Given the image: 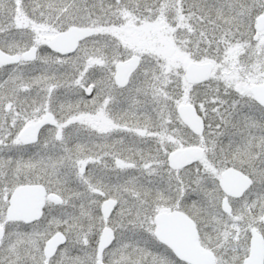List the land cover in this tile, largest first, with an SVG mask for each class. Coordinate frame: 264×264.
Returning a JSON list of instances; mask_svg holds the SVG:
<instances>
[{
  "label": "snow or ice",
  "instance_id": "obj_1",
  "mask_svg": "<svg viewBox=\"0 0 264 264\" xmlns=\"http://www.w3.org/2000/svg\"><path fill=\"white\" fill-rule=\"evenodd\" d=\"M0 264H264V0H0Z\"/></svg>",
  "mask_w": 264,
  "mask_h": 264
}]
</instances>
